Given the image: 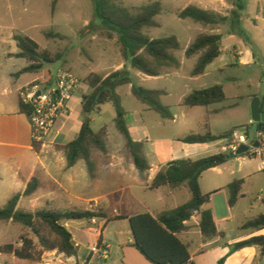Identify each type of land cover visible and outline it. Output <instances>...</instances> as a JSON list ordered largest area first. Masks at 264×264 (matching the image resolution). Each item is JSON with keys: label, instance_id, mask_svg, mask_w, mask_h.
Here are the masks:
<instances>
[{"label": "rangeland", "instance_id": "rangeland-1", "mask_svg": "<svg viewBox=\"0 0 264 264\" xmlns=\"http://www.w3.org/2000/svg\"><path fill=\"white\" fill-rule=\"evenodd\" d=\"M6 1L3 0V2ZM21 1L26 2L30 9L34 8L38 11L26 21L17 22L15 24L18 25L17 30L35 40L42 51L47 50L53 54L62 55L61 60L45 65L44 69L54 72L62 68L84 82H87V78L92 74L107 76L118 70L129 74L133 84L119 87L117 94L122 107L128 113V121L132 124L130 133L133 140L137 137V133L141 135L144 130L142 121L146 123L148 136L154 146L157 144V139L204 134L207 131V123L210 131L216 135L235 129L243 134L248 133L251 139L257 137L259 129L258 124L252 120V103L255 99H259L264 111V2L258 4L257 0H227L231 9H226L220 15L227 16L228 21L216 26H205L191 19L179 17L181 11L192 5L191 0H117L120 5L135 12L144 5L160 2L163 11L156 17L159 26L145 28L144 33L151 39L177 36L180 42V49L171 52L177 64L160 65L144 54L150 64L160 73L157 77H151L141 73L124 60L118 34L104 26L102 19L96 15L93 0H57L55 9H53L55 0ZM11 2H16V0ZM234 11L240 14L238 19L233 14ZM5 23L11 25L12 22L6 21ZM48 31L62 35L63 39H48L45 35ZM110 34L112 37L109 36ZM201 34L223 35V53L207 68L205 74L194 76L193 71L201 54L188 57L186 51ZM235 47L239 54L238 60L234 59ZM132 85L166 92V95L161 97V103L168 108L172 116H175V122L172 119L163 118L147 104L137 99L132 93ZM215 85H221L224 88L227 95L226 101L209 107L191 108L184 105L185 98L194 91ZM213 110L217 111L209 113ZM136 112H140L142 116L135 115ZM115 114V108L111 104L104 107L102 113L96 112L90 116L93 120L91 127L94 130L107 127L109 147L112 150L122 151L127 143L125 137L118 132L115 126L113 119ZM87 118L85 117L84 121ZM220 152L222 148H216L210 153ZM55 154L64 158L62 153L56 152ZM259 164L260 160L254 158L252 153L229 160L228 168L230 169L227 173L233 171L235 180H244L242 187L244 197L239 199L233 209L229 205L230 198L226 195L221 194L214 201L218 216L231 215L228 237L245 236L251 231L264 233V230L241 229L243 223L264 214V194H262L264 193V172L258 170ZM66 176L67 178L72 177L73 180L77 176L76 180L81 183H90L92 180L84 162H80ZM123 183V180L100 182L97 194H109ZM75 185L73 184L74 187ZM50 187L58 192L57 186L46 184V189ZM18 189L15 187L4 190L5 192L19 191ZM2 191L3 189L0 188V195ZM74 191L81 193L76 187ZM61 198L64 199V197H59L56 205L58 207L61 206L59 205ZM105 201L104 207L108 215L115 207L120 208L114 196L107 197ZM6 204L7 200L0 199V207ZM38 209L41 208L31 203L27 197H22L18 204V210L21 211L34 213ZM23 235L38 242L34 234L22 225L11 221L0 222V247L7 244L20 247ZM51 258L53 257L45 253L39 264H47ZM11 263L12 257L0 254V264Z\"/></svg>", "mask_w": 264, "mask_h": 264}, {"label": "crops", "instance_id": "crops-1", "mask_svg": "<svg viewBox=\"0 0 264 264\" xmlns=\"http://www.w3.org/2000/svg\"><path fill=\"white\" fill-rule=\"evenodd\" d=\"M11 1L3 2L2 0L1 2L0 0V188L3 189L0 199L8 202L15 194H23L30 179L35 176L40 181V188L35 195L27 198L31 203L41 208L38 210H101L106 215V218L94 219V222L92 220L65 223L78 248L77 255L66 257L56 251L48 252L46 255L53 258L48 260L47 264H98L96 258L91 254V246L99 241L106 243L110 248V259L106 264H151L133 246L134 238L129 218L146 213L156 217L189 202L192 197L186 184L176 188L166 186L151 190L150 186L156 175L163 167L177 160H198L214 155L210 152L216 148H222L220 153H229V151L225 150L226 146H223L222 143L207 145L184 143L182 139L188 135L173 139H157V144L154 146L148 136L146 123L142 121L144 130L141 135L140 133L136 134L137 137L134 141L142 145V156L150 166L149 170L143 172L135 166L127 144L126 150L122 151L112 150L109 147V131L106 127L108 131L107 153L94 151L93 154L96 163V176L92 178L90 175L92 179L90 183L78 182L77 176L74 180L72 177L67 178V173L84 161L80 160L75 166L69 168L64 152L58 150L56 146L67 145L78 136L85 118L82 113V96L89 94L92 89L87 82L80 79L82 87L70 102L71 113L60 118L45 144L41 146L40 152H36L32 142L30 120L20 110V90L38 80H51V77L62 68L54 72L50 69H43L36 73L16 75L28 66V62L18 56L20 49L14 36L23 33L17 30L18 25L15 24L26 21L38 10L30 9L28 4L21 0H16L13 3ZM191 1L193 2L191 6L219 14L230 8L227 0ZM260 2H264V0H257L258 4ZM258 12H260L259 8ZM6 21L12 22L11 25L6 24ZM25 31L27 30L25 29ZM236 48L234 59L238 60L239 54ZM164 95L166 92L162 96ZM108 105L110 103L103 105L98 113H102L104 107ZM216 111H209V113ZM134 114L142 116L140 112ZM115 118L116 114L113 116L114 121ZM172 121L175 122V116L172 117ZM128 127L131 130L132 124L129 121ZM56 152L62 153L64 158L56 156ZM229 160L219 167L204 172L200 177L202 192L211 194L210 203L203 206L202 209H210L213 212L220 235L204 242L199 228L200 214L195 212L192 219L186 223L188 229L179 236L190 246L192 264H264V256L261 255L258 247H246L231 251L233 245L252 237L263 236L264 233L251 231L245 236L228 237L231 215L218 216L214 201L221 194L230 198L229 186L235 181L233 171L227 173L230 169L228 168ZM258 170L264 172L261 169V164H259ZM114 180H123L124 183L109 194H97L100 182ZM46 184L57 186L58 192L51 187L46 189ZM73 184H76L75 187L81 191L80 194L74 191ZM15 187H18L19 191L5 192L4 190ZM110 196L116 197L120 208L115 207L108 215L104 206L105 200ZM59 197H64V199L61 198L62 201L59 204L63 207L56 206ZM242 197L244 194L241 191L240 198ZM238 202L239 200L231 209L235 208ZM245 223L241 225L242 230H244L242 227ZM220 224L224 226L221 227Z\"/></svg>", "mask_w": 264, "mask_h": 264}, {"label": "trees", "instance_id": "trees-1", "mask_svg": "<svg viewBox=\"0 0 264 264\" xmlns=\"http://www.w3.org/2000/svg\"><path fill=\"white\" fill-rule=\"evenodd\" d=\"M96 15L103 21L104 26L117 33L121 45V54L125 61L141 73L157 77L159 71L154 68L147 56L153 58L158 64H177V60L171 54L180 49L177 36L161 39H151L144 33L145 28L158 27L156 17L163 11L160 2L144 5L133 11L120 5L117 0H93ZM53 3V9L55 4ZM238 19L240 14L233 12ZM181 19H191L205 26H216L228 21L227 16H222L213 11H207L196 6H188L179 13ZM48 39L63 36L53 31L45 33ZM112 37V34L109 35ZM15 41L20 49L18 56L28 62V66L20 71L17 76L25 73L40 72L47 64H53L62 59L60 53L53 54L47 50H41L39 44L32 38L16 34ZM224 36L221 34H201L190 45L186 55L191 57L200 53L199 61L193 71L194 76L203 75L206 69L222 55ZM145 54V55H144ZM50 74V72L48 71ZM87 84L92 91L82 96V113L88 117L84 121L78 136L67 145L56 146L63 151L69 168L75 166L78 161L85 162L92 178L96 176V163L93 159L94 151L107 153V128L94 131L91 127L90 116L99 112L105 104H112L116 111L115 123L118 131L125 137L127 147L132 155L135 166L140 171H147L150 166L142 156L141 144L136 143L131 137L128 127L127 112L122 107L117 89L124 85L133 84L132 78L126 71L118 70L106 77L92 74L87 78ZM133 95L141 102L147 104L165 119H172V114L161 103L163 91L148 90L132 85ZM227 100V95L221 85L194 91L184 100V105L194 107H209L213 104ZM263 110V104L261 102ZM22 113H28V108L20 102ZM204 134H191L182 139L187 144L207 145L222 143L229 145L235 129L213 134L208 123ZM36 152H40L41 144H33ZM232 153H218L198 160L181 159L163 167L154 178L150 189L157 190L162 187L176 188L186 184L191 192V200L175 209L165 211L154 217L151 214H139L129 218L134 243L133 246L151 264H192L190 246L179 236L187 229L186 223L192 219L195 212L200 214V232L203 241L206 242L220 235L213 212L210 209H202L211 201V194H204L200 186V177L210 169L225 164L227 157ZM248 156V153L242 157ZM244 181L235 180L230 186V207H234L240 198ZM40 188V181L33 176L27 184L23 194H15L4 207H0V222H13L29 229L38 239L36 243L31 237L23 235L21 246L15 247L7 244L0 247V254L12 257L11 264H39L43 255L56 251L66 257L77 255L78 248L73 240L72 233L65 223L70 221H92L104 219L106 215L101 210H65L57 211L42 209L34 213L18 210V204L22 197H31ZM248 229H264V214L246 222L243 227ZM246 247H258L264 256V236L252 237L246 241L233 245L231 251Z\"/></svg>", "mask_w": 264, "mask_h": 264}, {"label": "built area", "instance_id": "built-area-1", "mask_svg": "<svg viewBox=\"0 0 264 264\" xmlns=\"http://www.w3.org/2000/svg\"><path fill=\"white\" fill-rule=\"evenodd\" d=\"M81 87L82 81L77 76L61 69L51 80H38L20 90V102L28 108L26 115L31 124L33 144H45L60 118L71 113L70 102ZM243 145L249 147L247 153H252L254 158L260 160L264 171V133L258 130L257 137L251 139L248 133L236 130L225 150L233 154ZM91 254L98 264H106L110 259V248L99 241L91 246Z\"/></svg>", "mask_w": 264, "mask_h": 264}, {"label": "water", "instance_id": "water-1", "mask_svg": "<svg viewBox=\"0 0 264 264\" xmlns=\"http://www.w3.org/2000/svg\"><path fill=\"white\" fill-rule=\"evenodd\" d=\"M89 118L86 119L88 121ZM252 120L258 124V129L264 133V111L261 107L259 99H255L252 103ZM249 151L248 146H241L236 153H233L227 157V159H233L235 157H241Z\"/></svg>", "mask_w": 264, "mask_h": 264}]
</instances>
